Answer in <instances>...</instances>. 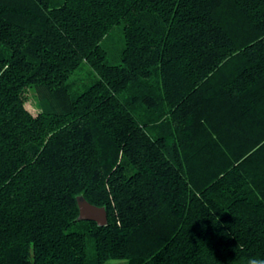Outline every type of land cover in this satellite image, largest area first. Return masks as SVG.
Returning a JSON list of instances; mask_svg holds the SVG:
<instances>
[{
	"label": "trees",
	"instance_id": "trees-1",
	"mask_svg": "<svg viewBox=\"0 0 264 264\" xmlns=\"http://www.w3.org/2000/svg\"><path fill=\"white\" fill-rule=\"evenodd\" d=\"M110 260L264 264V0H0V264Z\"/></svg>",
	"mask_w": 264,
	"mask_h": 264
},
{
	"label": "rangeland",
	"instance_id": "rangeland-1",
	"mask_svg": "<svg viewBox=\"0 0 264 264\" xmlns=\"http://www.w3.org/2000/svg\"><path fill=\"white\" fill-rule=\"evenodd\" d=\"M118 37V32L114 31L112 40H116ZM114 46V42L112 43ZM91 75L88 74V70L85 67H82L81 69L77 70L76 73L73 75L74 82L77 83H83L86 82ZM25 107L34 115L39 111V106L37 102V98L35 95V92L32 88H28L25 91ZM89 251L91 252V248L89 246ZM113 262V263H112ZM122 261L117 260H110L108 262H105L104 264H121Z\"/></svg>",
	"mask_w": 264,
	"mask_h": 264
},
{
	"label": "water",
	"instance_id": "water-1",
	"mask_svg": "<svg viewBox=\"0 0 264 264\" xmlns=\"http://www.w3.org/2000/svg\"><path fill=\"white\" fill-rule=\"evenodd\" d=\"M77 204L79 220L93 221L99 226L106 224L104 208L90 204L82 196L77 197Z\"/></svg>",
	"mask_w": 264,
	"mask_h": 264
},
{
	"label": "crops",
	"instance_id": "crops-1",
	"mask_svg": "<svg viewBox=\"0 0 264 264\" xmlns=\"http://www.w3.org/2000/svg\"><path fill=\"white\" fill-rule=\"evenodd\" d=\"M113 263V262H112ZM121 264H123V263H121Z\"/></svg>",
	"mask_w": 264,
	"mask_h": 264
}]
</instances>
